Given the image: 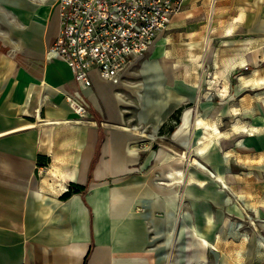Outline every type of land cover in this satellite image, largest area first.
<instances>
[{
	"label": "crops",
	"instance_id": "0c3cea01",
	"mask_svg": "<svg viewBox=\"0 0 264 264\" xmlns=\"http://www.w3.org/2000/svg\"><path fill=\"white\" fill-rule=\"evenodd\" d=\"M7 4L0 26L22 33L0 29V264H195L201 181L264 172V0H185L117 82L85 87L45 56L59 11Z\"/></svg>",
	"mask_w": 264,
	"mask_h": 264
},
{
	"label": "built area",
	"instance_id": "2783aa9c",
	"mask_svg": "<svg viewBox=\"0 0 264 264\" xmlns=\"http://www.w3.org/2000/svg\"><path fill=\"white\" fill-rule=\"evenodd\" d=\"M60 28L46 49L47 59L63 61L80 87L90 86L91 72L117 82L123 70L142 56L185 0H58ZM83 115L86 102L67 96Z\"/></svg>",
	"mask_w": 264,
	"mask_h": 264
},
{
	"label": "rangeland",
	"instance_id": "374dc122",
	"mask_svg": "<svg viewBox=\"0 0 264 264\" xmlns=\"http://www.w3.org/2000/svg\"><path fill=\"white\" fill-rule=\"evenodd\" d=\"M21 2L25 5L20 8L21 11L14 9V4L18 3L17 0H9L7 7L10 10L13 9L11 10L13 13H20L22 16L23 13L28 12L25 8H30L31 13L33 7L45 4L51 12L55 9L59 11L58 0H21ZM11 23L18 26L15 22ZM179 28L183 30V27ZM0 29L8 31L9 34L10 31L11 33H22L11 26L1 25ZM181 30L175 29L169 32L174 41L169 46L176 45L178 40L182 42L178 36L185 32ZM28 32L26 31V35ZM0 34L6 35L2 32ZM7 39L14 41L10 36ZM50 45L51 43L47 45V48ZM204 79H208L207 66L205 73L202 74V80ZM202 93L208 94L207 91H202ZM201 168L209 172L205 166ZM236 171L238 174H233V176L236 178L243 176L245 180L235 182L234 185L237 184L239 187L233 186L232 190L223 189L221 182L211 183L210 186L209 179L202 175V179L206 178L207 183L205 185L203 183L201 188V232L202 237L209 239L210 245L207 244L208 247L203 248L195 257V264H264V194L259 191L264 188L260 186L264 183V172H260L257 176L256 172L244 167ZM213 185H216L215 192ZM185 257L186 264H192V261H188V251L185 252Z\"/></svg>",
	"mask_w": 264,
	"mask_h": 264
},
{
	"label": "bare ground",
	"instance_id": "6f19581e",
	"mask_svg": "<svg viewBox=\"0 0 264 264\" xmlns=\"http://www.w3.org/2000/svg\"><path fill=\"white\" fill-rule=\"evenodd\" d=\"M1 11V10H0ZM2 12V11H1ZM33 12V11H32ZM28 15V14H27ZM31 17V16H30ZM7 38L9 37V36H7V35H5ZM160 40V39H159ZM163 45H164V43H163ZM159 46V45H158ZM161 46V45H160ZM158 49V48H157ZM159 50H160V48H159ZM157 52V51H156ZM143 68V67H142ZM145 68V67H144ZM150 77V76H149ZM260 76H258L257 77V79L259 78ZM255 78V77H254ZM146 79V78H145ZM259 83V82H258ZM187 112H188V110H186V114H187ZM215 129H216V127H215ZM217 130V129H216ZM241 143V142H240ZM201 166V165H200ZM201 167H204L203 165L201 166ZM208 172V171H207ZM208 174L210 175V176H213L216 180H218V181H220L221 179H220V177L219 176H216L214 173H212V172H208ZM202 182V184L204 183V181H201ZM223 183V182H222ZM221 185V184H220ZM223 186H225V184L223 183ZM251 190V189H250ZM260 191V190H259ZM201 238H203V237H201ZM200 238V239H201ZM204 239V238H203ZM202 241V240H201ZM241 261V260H240Z\"/></svg>",
	"mask_w": 264,
	"mask_h": 264
},
{
	"label": "trees",
	"instance_id": "16d2710c",
	"mask_svg": "<svg viewBox=\"0 0 264 264\" xmlns=\"http://www.w3.org/2000/svg\"><path fill=\"white\" fill-rule=\"evenodd\" d=\"M176 120H177V118H176ZM78 187H79V186L76 185V184H73V183L69 184L68 189L62 194V196H66V195L70 194V192H71L72 190H76Z\"/></svg>",
	"mask_w": 264,
	"mask_h": 264
}]
</instances>
